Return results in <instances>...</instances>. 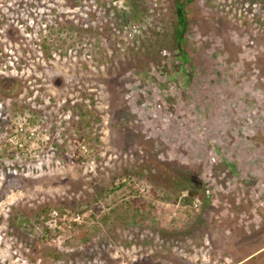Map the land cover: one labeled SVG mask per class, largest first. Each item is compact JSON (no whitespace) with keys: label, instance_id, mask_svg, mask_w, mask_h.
Returning a JSON list of instances; mask_svg holds the SVG:
<instances>
[{"label":"rangeland","instance_id":"rangeland-1","mask_svg":"<svg viewBox=\"0 0 264 264\" xmlns=\"http://www.w3.org/2000/svg\"><path fill=\"white\" fill-rule=\"evenodd\" d=\"M172 1L0 0V264H264V157L220 155L264 152V0H191L177 73Z\"/></svg>","mask_w":264,"mask_h":264},{"label":"trees","instance_id":"trees-1","mask_svg":"<svg viewBox=\"0 0 264 264\" xmlns=\"http://www.w3.org/2000/svg\"><path fill=\"white\" fill-rule=\"evenodd\" d=\"M191 0H173L172 1V13H174V15H176V19L173 23L174 27H173V34L171 36V40L170 42H165L166 47L163 49H159L157 50L156 47H154V50L152 51V54L150 56L151 59H153L152 61L156 60L158 61H168L169 62V58L170 56L172 57V55L176 58L179 59L176 69H174V71L172 72H184L187 69L190 70V72L193 70V67H195L194 65V61H193V52L191 51L190 47L188 46V38H187V26H188V20L187 17L185 16V7L187 6V4L190 2ZM174 51V54H173ZM200 65V64H199ZM158 74L160 73L159 69L156 68L154 69ZM150 74V72L148 73ZM147 73H145V75H148ZM162 74V73H161ZM171 80H174L176 78L175 73H171L168 74V76ZM152 81H155L156 76H152L151 77ZM36 124V123H35ZM255 136L252 133L250 134V136ZM253 138V137H252ZM261 139H259V142L261 143L262 140H264V137H260ZM242 147H245L243 145H241ZM248 147H251L250 145H247ZM255 146L257 147V144H255ZM223 152V151H222ZM254 152L253 150L245 147L244 148V152L242 154L240 153H234L235 156H233V154L230 156L232 158H226L225 155L223 153H220L221 157H223L224 162L226 163V165H228L229 167L232 165V160H236L235 157H238L240 155H243L245 158H248L247 162H252L255 161L253 159H258L261 156L264 157V152ZM261 154V155H259ZM244 159V158H243ZM252 160V161H251ZM260 163V161H259ZM262 163H264V161H262ZM252 165L249 167L250 168V172L251 174H253V172H256L255 169H253V165L255 164V162L251 163ZM235 165L237 164H233V170H235L234 167H236ZM260 166H262L260 164ZM242 179V178H241ZM187 190V202H189L192 198L198 197L201 199L202 202H204L206 200V198L209 200V197L211 196V193L207 188H202L198 189L195 186H190L188 188H185ZM214 190L217 189V186L213 188ZM93 200L96 201V205L94 204V211L98 212L100 211V206L98 201V198H94ZM133 203L137 204V207L135 209V213L140 214V216L145 212V210L147 209V207L149 206V204H147L145 201H143L142 199L138 200L137 198H133L131 200V204L133 205ZM56 210H58L59 208L55 207ZM71 210H74L71 208ZM63 214L66 212L64 209L60 210ZM85 211V209H81L76 211L77 214H81ZM49 211L48 209L45 208H41L40 211L37 213L38 216H45L46 214H48ZM92 216H94L92 214ZM28 221V220H26ZM50 231L45 230V234H43L42 239L45 242H48L47 238V234H49ZM255 252V251H254ZM256 253V252H255Z\"/></svg>","mask_w":264,"mask_h":264},{"label":"built area","instance_id":"built-area-1","mask_svg":"<svg viewBox=\"0 0 264 264\" xmlns=\"http://www.w3.org/2000/svg\"><path fill=\"white\" fill-rule=\"evenodd\" d=\"M28 129L29 128L25 125V122L18 123L17 125L15 124V127L13 129L15 135L13 136V138H16L17 134L19 136H21V135H24V133H26L27 134V138L29 140H31V139L32 140H37V142H38L39 136H38V133L36 131L37 128L34 127V128L29 129V130ZM38 143H40V146H41V141L38 142Z\"/></svg>","mask_w":264,"mask_h":264}]
</instances>
